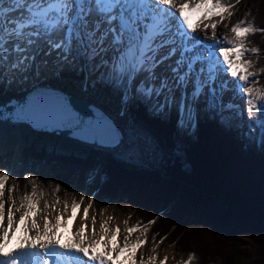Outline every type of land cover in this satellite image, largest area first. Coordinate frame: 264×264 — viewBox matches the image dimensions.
<instances>
[{
  "label": "snow or ice",
  "instance_id": "snow-or-ice-1",
  "mask_svg": "<svg viewBox=\"0 0 264 264\" xmlns=\"http://www.w3.org/2000/svg\"><path fill=\"white\" fill-rule=\"evenodd\" d=\"M232 7L230 0H0V80L9 72L15 75L33 67L39 75L41 65L51 66L55 76L79 67L89 78L96 77L94 85L120 90L126 106L146 102L159 118H166L175 109L174 148L180 158L183 139L190 138L199 127L200 98L205 96V106L215 109L217 92L222 95L230 85L244 100L248 119L256 120L264 129V88L253 86L258 80L251 79V62L241 59L248 53L260 54L256 47L246 48L245 42L249 34L264 33V28L241 19L230 29L235 34L233 41L218 36V22L204 23L216 16L220 21L231 17ZM200 31L204 32L203 40ZM208 39L212 42L205 43ZM221 74L230 76L231 81L221 79L216 85ZM32 113L31 108H18L11 118L23 120ZM64 118L81 132L102 129L111 134V142L117 139L116 129L103 115L87 122L76 120L70 113ZM25 178L32 181V191L17 203L14 193L18 184L6 187V182L15 178L0 169V264H156L155 255L145 259L140 251L148 242L146 226L135 239L131 237L140 223L126 227L123 231L127 235L121 237L119 225L109 226L108 221L114 219L109 216L97 232L96 216L89 217L94 202L91 197L83 208L84 222L78 229H68L65 236L60 229L67 228V218L56 214L53 222L47 210L55 212V206L45 202L41 209L37 178ZM60 187L57 184L56 190ZM84 200L81 196L71 204L74 221ZM64 207L68 209L67 201ZM13 238L16 243L9 247ZM163 239L156 242L153 237L155 244ZM193 259L195 255L189 253L184 264ZM167 260L165 256L159 264Z\"/></svg>",
  "mask_w": 264,
  "mask_h": 264
},
{
  "label": "trees",
  "instance_id": "trees-1",
  "mask_svg": "<svg viewBox=\"0 0 264 264\" xmlns=\"http://www.w3.org/2000/svg\"><path fill=\"white\" fill-rule=\"evenodd\" d=\"M248 1L230 0L237 7ZM245 20L264 28V0L251 8ZM245 43L248 49H259V55H249L264 74V33L249 34ZM59 78L64 88L78 96L85 87L86 72L68 68ZM86 96L106 111L123 101L120 90L93 81L87 84ZM129 118L132 125L154 137L152 160L127 164L111 150L90 148L60 154L48 145H31L13 173L10 153L0 156V169L15 178L10 184H18L17 193L32 191V181L25 178L31 176L37 178V191L48 188L46 178L55 183V190L61 185L57 196L74 189L76 201L89 191L108 201L126 202L140 225H153L155 236L165 237L181 252L193 253L190 264H210L216 259L213 264H243V254L253 264H264V129L259 123L251 120L249 132L241 134L217 108L207 107L198 112L199 127L183 139V153L177 158L175 109L159 118L146 102H133ZM236 242L252 245L254 255L248 253L251 250L230 254Z\"/></svg>",
  "mask_w": 264,
  "mask_h": 264
},
{
  "label": "rangeland",
  "instance_id": "rangeland-1",
  "mask_svg": "<svg viewBox=\"0 0 264 264\" xmlns=\"http://www.w3.org/2000/svg\"><path fill=\"white\" fill-rule=\"evenodd\" d=\"M260 0H255L252 1H248L245 4H243L241 7H237L234 6L230 9V11H232V15L231 17H226L223 21H220V17L216 16V17H212L211 21L212 22H218V24L221 22V27L222 29H226L230 31L232 25L236 24L239 20L244 19L247 17L248 13L250 12L251 8L255 7L257 5V3H259ZM247 14V15H246ZM206 23H209V21H206ZM230 38H228L229 40H233L235 41V34L232 33L230 31ZM218 35H220L218 33ZM212 42L211 39L205 40V42ZM245 47L248 48V45L245 43ZM242 60H248L251 62V67L249 68V71H251L252 73H254V76L251 79H257L258 83L260 82V85L257 86L259 88H264V80L262 78H264V74H262V69L260 67L256 66V62L254 59L251 58V55L246 54L244 55L242 58ZM50 67V66H49ZM36 74L35 72V68L33 67V69H29L27 71H23V72H16L15 75H13L11 72H9L4 79L0 80L1 83H8V84H13L9 81H12L11 78L13 76V78L15 79V87L13 84V90L15 91L16 89L20 88V87H28L30 86L32 83V81L34 80L33 77ZM47 75H51V77H45L46 81H49V83H53V85H57L59 86L61 84H64L65 82H63L58 76H55L53 74L48 73ZM224 78H222V77ZM221 76L218 78V81H216V85H219V83L221 82V79H227L229 81H231V77L230 76H224L223 74H221ZM38 77H44L43 74H39ZM37 77V78H38ZM228 77V78H227ZM52 78V79H51ZM57 78V79H56ZM95 76H92L91 78L88 77V81H94ZM9 79V81H8ZM7 80V81H4ZM41 78L39 79V81H43ZM59 82V83H58ZM37 84V83H36ZM257 84V83H256ZM254 86V85H253ZM207 91V90H206ZM16 92V91H15ZM177 97H179V92L176 93ZM89 101H91L94 104L98 105V102L92 98L91 96L86 97ZM125 103V101H124ZM123 104H121L119 107L114 108V110L112 111H107L113 118L116 117V114L122 109ZM207 103V98L205 96H202L200 98V103L198 105V109H203L205 108ZM220 104V106H219ZM235 105L234 108H227V107H221V105L227 106V105ZM238 107V108H237ZM216 108L219 110V113L222 115H236V111L240 113V118H239V122H240V129H241V134L244 132H249V122L251 120L248 119V114L246 111V104L244 103V100L241 99V96L234 92L231 89V85L229 90L225 91L222 95L219 93V91L217 92V105ZM237 108V109H236ZM238 118V117H237ZM121 126L124 129V143L121 144L118 148L111 150L113 152H116V154L118 155V159L121 160L122 162H125L127 164H141L143 161H147V159L152 160V158H154L153 154L156 152L155 147H156V142L154 137L148 133L147 131L132 125L130 118H129V114H128V121L126 122L125 125L121 124ZM22 127V126H20ZM31 145H35L36 147L38 146H43V145H48L51 147V150L56 148L57 151L60 154L63 153H67L69 154V151H82V150H90V148L93 147H89V146H84L82 144H79L73 140L67 139V138H61V137H56V136H52L49 134H41V133H35L33 131H28L25 137V145L23 147V149L20 151V154L18 155L19 157L16 158L17 154L15 149H8L7 151H4L2 153H0L1 155H5V154H12L13 155V159L16 158V165H19V161H20V157L21 154L23 153V151H25L26 149L30 148ZM95 149V148H94ZM100 150V149H99ZM13 159H12V167H13ZM147 163V162H146ZM15 168L12 170L11 173H13V171L15 170ZM44 184L48 188L45 189H41L39 187L37 193H38V198H39V207L41 209H43L45 202H48L51 205L55 206V212H53V210L50 208L48 209V214L50 216H53V213L56 214H60L63 213V215H66L68 212L72 213V209H71V204L75 198V193H74V189H70L66 192V194L62 197V195H58L55 194L56 190H55V183L52 182L51 179H43ZM6 187H11L10 184V180L6 182ZM26 193H31L30 190L25 191V192H21V193H17V191L14 193V195L17 197V203H19V198L22 197L23 195H25ZM81 196L85 197V200L81 203V208L84 206L85 201H88V197H91L92 200L94 201L93 203L100 205V211H103L106 208H114L119 214L126 216L127 218H131L134 222V225H137L139 223V218L138 216L131 210L130 205L127 204L126 202H116V201H108L107 199H103L101 197H99L96 194H92L89 191H85L82 192ZM62 197V198H60ZM57 201H59V203H57ZM67 201L69 207L67 210H65L64 207V202ZM7 207V205H6ZM40 215H44V212H41ZM162 214H159V216H161ZM17 218L19 217V213L16 214ZM158 216V217H159ZM158 219V218H157ZM145 226L140 227V231L143 232V228ZM147 227V226H146ZM148 231L151 232V236L152 238L155 237V240L158 242L161 240V238L159 236H155L152 231L151 228L147 227ZM241 242L245 243V239L241 240ZM249 242V241H247ZM243 243L240 242H236L234 244V248H232V250H230V254L239 251V252H244L251 250L252 255H254V250L255 248L252 245H245ZM161 247L164 250H175L176 254L178 256H183L188 257V253L187 252H181L177 246L175 244H171L169 242L168 239H163L162 242H160ZM250 244V242H249ZM229 254V253H228ZM243 264H249L248 263V259L245 258L244 254L243 257L241 258ZM219 259H216L215 261H212L210 264H213V262H218ZM250 261V260H249ZM250 264H253V261H250ZM238 264H242V263H238Z\"/></svg>",
  "mask_w": 264,
  "mask_h": 264
},
{
  "label": "water",
  "instance_id": "water-1",
  "mask_svg": "<svg viewBox=\"0 0 264 264\" xmlns=\"http://www.w3.org/2000/svg\"><path fill=\"white\" fill-rule=\"evenodd\" d=\"M2 96L0 94V116L5 118L0 119V123L24 125L35 133L67 138L84 146L100 150H114L124 143L123 131L115 119L102 107L86 98L85 88L82 94L76 96L68 90L51 84H40L24 94ZM18 108H31L33 113L23 120H14L11 116ZM128 109L129 103L127 111ZM67 113H70L76 120L85 122L97 114L103 115L109 124L116 129V141L111 142L113 138L107 130L89 129L81 132L64 118ZM17 162L13 159L12 170Z\"/></svg>",
  "mask_w": 264,
  "mask_h": 264
},
{
  "label": "bare ground",
  "instance_id": "bare-ground-1",
  "mask_svg": "<svg viewBox=\"0 0 264 264\" xmlns=\"http://www.w3.org/2000/svg\"><path fill=\"white\" fill-rule=\"evenodd\" d=\"M212 21L210 20L209 23H211ZM204 23H206V21H204ZM221 22L218 24V30H217V34L219 33L220 35L218 36H227V38H230V31L226 29H222L220 28L221 26ZM208 33V36H211V29H207L206 30ZM199 36L200 38L203 40L204 39V32L200 31L199 32ZM205 43H211L209 41L205 42ZM39 59V58H38ZM51 67V66H50ZM223 78V77H222ZM218 81V79H217ZM15 87V85H14ZM18 89H16L15 91H17ZM15 91L13 90V84H8V83H0V94L7 95V94H14ZM2 96V97H3ZM242 99V98H241ZM128 105V104H127ZM116 123L119 125V127L122 129L123 134L124 133V129L121 126V124L125 125L126 122L128 121V111H127V106L126 103H124L122 109L116 114V117H114ZM22 126V127H20ZM28 131H31L28 127L24 126V125H15V124H10V123H0V153L7 151L8 149H15L16 151V158H18L20 151L23 149L24 145H25V137ZM16 158L14 159V161L16 162ZM88 205V201H85L84 206L82 208H80V210L78 211L77 217L75 219V221L71 218L72 217V213L68 212L66 215H64L65 218H67V228H62L60 229L61 231L64 232V235L67 236L68 235V229H78L80 227V225L84 222L81 217H83V208L86 207ZM100 205H97L95 203H93L92 208L89 209V217H91L92 215L96 216V230L97 232H99V224L105 220H107V218L109 216L114 217V219L108 221V224L111 228H115L117 225H119V227L121 228V237L123 235H127L126 232H124L123 230L126 227H130V226H134V222L131 218H127L124 215L119 214L114 208L110 207V208H106L103 211H100ZM56 215V213H53V222L54 221V216ZM125 221H127V224H125ZM88 225H89V231H91V227H92V221L89 218L87 221ZM141 231L138 230L136 233L132 234V239H135L137 236L141 235ZM16 235H20L19 232L16 233ZM147 236V244L145 246H143L140 251H142L144 253L145 259H147L148 256L150 255H155L157 257V261L156 264H159V260L164 259L165 256L168 257V260L166 261V264H184V262L186 261V257L183 256H178L175 252V250H164L161 247V244H155V242L153 241V238L151 236V232L147 231L146 233ZM156 241V240H155ZM157 242V241H156ZM16 243L15 238L12 239L11 243L9 244V247H11L12 245H14ZM154 248V251H153Z\"/></svg>",
  "mask_w": 264,
  "mask_h": 264
}]
</instances>
